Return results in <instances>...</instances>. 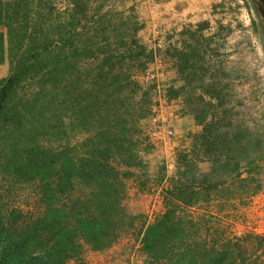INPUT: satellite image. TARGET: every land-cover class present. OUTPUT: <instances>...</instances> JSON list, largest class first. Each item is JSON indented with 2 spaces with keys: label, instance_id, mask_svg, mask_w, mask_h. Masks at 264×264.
Returning a JSON list of instances; mask_svg holds the SVG:
<instances>
[{
  "label": "trees",
  "instance_id": "16d2710c",
  "mask_svg": "<svg viewBox=\"0 0 264 264\" xmlns=\"http://www.w3.org/2000/svg\"><path fill=\"white\" fill-rule=\"evenodd\" d=\"M57 2L65 5L57 7ZM91 4L0 0V26L5 29L0 32V62L8 59L9 64V74L0 79V126L28 134L30 119L41 107L50 104L63 111L69 86L76 107L71 118L87 132L79 157L63 148L43 147L40 141L21 145L17 138L12 143L4 173L37 180L41 211H0V264H86L82 242L105 248L137 218L123 210L119 196L128 172L121 167L135 166L138 155L136 147L129 150L124 144L127 138L138 140L140 122L149 110L136 99L140 87L135 77L150 58L137 37L143 24L133 9L101 13ZM195 26L183 51L172 45L165 54L184 80L198 77L207 83L218 71L204 66L210 51L203 34L207 23ZM84 60L91 66L81 72L79 62ZM26 82L28 93L13 103L17 88ZM210 86L202 95L208 98L207 107L218 111L189 107L201 131L177 152L175 173L161 191L163 207L140 233L147 264H264V235L236 233L233 203L235 191L242 201L261 189L255 177L259 172L245 171L243 176L245 165L251 161L255 166L251 152L260 148V141L243 144L248 131L233 123L232 107L222 103L213 80ZM180 89L171 88V98ZM203 161L211 165L207 172L197 166ZM76 181L87 191L74 189Z\"/></svg>",
  "mask_w": 264,
  "mask_h": 264
},
{
  "label": "rangeland",
  "instance_id": "374dc122",
  "mask_svg": "<svg viewBox=\"0 0 264 264\" xmlns=\"http://www.w3.org/2000/svg\"><path fill=\"white\" fill-rule=\"evenodd\" d=\"M56 4L62 8L65 2ZM91 7L101 13L133 9L142 22L143 28L137 37L150 58L135 77L140 87L136 99L140 101L139 107L149 110L140 122L138 140L127 138L124 144V148L129 150L138 149L137 162L129 168L121 167L122 171L128 172L122 177L120 203L127 214L137 216L134 226L125 228L113 243L102 249H93L82 242L81 257L86 264H147V256L139 243L140 233L144 225L152 220L153 212L163 207L161 191L175 173L177 152L188 147L190 137L201 131V125L195 122L189 107L207 109L210 113L218 111L217 108L207 107L208 98L202 95L207 87L211 88L212 80L222 93V103L232 107L233 123L248 131L243 136V144L260 141V148L251 152V157L256 159L255 166L251 161L250 166H243V176L247 175L245 171L259 172L255 177L261 180V189L253 197L242 201L237 198L239 194L235 191L233 203L237 215L236 232L264 234V0H92ZM197 23H207L208 26L203 31L207 37L206 48L210 50L204 66L218 71L207 83H202L198 77L190 82L184 80L174 60L165 54L172 45L183 51L187 33L194 30ZM0 32L5 33L4 27L0 26ZM212 50L215 54L211 56ZM84 61L79 62L81 72L91 66L89 61ZM145 70L154 74L150 84L141 80ZM70 71L68 67L67 72ZM8 74L9 64L8 59H5L0 62V79ZM28 87L29 82H26L23 87L17 88L12 97L13 103L25 91L28 93ZM171 88H181L176 98H171ZM142 92L147 94L146 98ZM74 95V90L68 86L62 107L64 112L59 111L62 118L52 105L41 107V113L34 114L30 119L28 134L7 131L8 125L0 126L1 212L18 209L28 215H35L41 211L37 180H24L21 175L6 174L2 167L17 138L21 145L40 141L43 147L63 148L74 157L82 155L87 132L79 120L71 118L76 109L73 110ZM213 102L217 103L215 99ZM13 103L9 105L13 106ZM152 105L161 107L162 114L171 125L170 143L155 144L146 132ZM124 108H130L128 103H125ZM181 117L192 119V126L187 120L177 122ZM81 123L84 125L83 120ZM197 166L202 172L211 168L206 161L197 163ZM74 189L80 193L87 191L79 181H76Z\"/></svg>",
  "mask_w": 264,
  "mask_h": 264
},
{
  "label": "built area",
  "instance_id": "2783aa9c",
  "mask_svg": "<svg viewBox=\"0 0 264 264\" xmlns=\"http://www.w3.org/2000/svg\"><path fill=\"white\" fill-rule=\"evenodd\" d=\"M154 79V74L150 70H145L141 80L145 84H150ZM146 132L155 144H166L171 142L172 129L168 119L162 114L160 106L152 105V113L147 119ZM237 234L240 231L236 232ZM261 234V233H258ZM264 235V234H261Z\"/></svg>",
  "mask_w": 264,
  "mask_h": 264
},
{
  "label": "crops",
  "instance_id": "0c3cea01",
  "mask_svg": "<svg viewBox=\"0 0 264 264\" xmlns=\"http://www.w3.org/2000/svg\"><path fill=\"white\" fill-rule=\"evenodd\" d=\"M181 120H187V119H185L184 117H181L180 119H177V122L179 121H181ZM192 120V119H191ZM191 120H187L188 122H189V124L192 126V121ZM190 127V126H189ZM189 127H187V128H189Z\"/></svg>",
  "mask_w": 264,
  "mask_h": 264
},
{
  "label": "water",
  "instance_id": "95a60500",
  "mask_svg": "<svg viewBox=\"0 0 264 264\" xmlns=\"http://www.w3.org/2000/svg\"><path fill=\"white\" fill-rule=\"evenodd\" d=\"M263 36H264V30H262Z\"/></svg>",
  "mask_w": 264,
  "mask_h": 264
}]
</instances>
